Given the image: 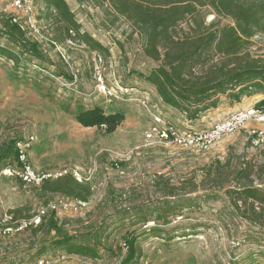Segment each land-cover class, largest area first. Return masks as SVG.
Returning <instances> with one entry per match:
<instances>
[{
	"label": "rangeland",
	"instance_id": "374dc122",
	"mask_svg": "<svg viewBox=\"0 0 264 264\" xmlns=\"http://www.w3.org/2000/svg\"><path fill=\"white\" fill-rule=\"evenodd\" d=\"M64 1L78 32L48 14L42 0H33L37 32L27 37L38 43L40 58L0 35V46L17 56H0V145L32 135L35 170L77 172L80 184L89 186L88 207L55 219L69 235L90 237L97 229L103 234L87 242L94 254L80 255L52 247L53 234L45 229L27 230L0 238V264L40 258L50 264H121L129 234L137 236L132 264H264V203L250 197L264 191V122L245 123L207 152L171 144L170 129L202 132L221 113L187 122L140 77L159 62L144 55L135 26L108 0ZM0 13L24 21L8 0H0ZM212 18L208 14L206 22ZM85 34L99 47L85 44ZM247 51L264 61V33L250 40ZM262 99L261 93L243 97L236 111L256 110ZM221 104L228 109L227 100ZM95 107L124 120L109 134L104 126L76 122L78 112ZM154 124L158 133L146 138ZM57 197L64 196L0 175V218H28ZM163 209L177 213L162 219ZM152 228L159 230L157 237L148 232ZM41 248L46 251L38 256Z\"/></svg>",
	"mask_w": 264,
	"mask_h": 264
},
{
	"label": "trees",
	"instance_id": "16d2710c",
	"mask_svg": "<svg viewBox=\"0 0 264 264\" xmlns=\"http://www.w3.org/2000/svg\"><path fill=\"white\" fill-rule=\"evenodd\" d=\"M42 2L48 14L66 22L67 30L78 32L64 0ZM108 3L117 15L138 29L146 58L159 62L155 69L140 77L155 89L165 105L187 121H196L215 110L222 100L233 105L243 97L264 94V61L251 58L247 51L250 40L264 33V0H108ZM208 14L213 15L210 22H206ZM0 35L23 53L41 57L38 43L3 13H0ZM84 43L94 49L99 47L88 34L84 35ZM0 56L17 61L16 54L6 46H0ZM255 107L264 109V99ZM75 119L83 127L104 126L109 134L124 116L105 115L101 108L95 107L78 112ZM16 141L0 145V169L16 157ZM39 190L82 201H87L90 195L89 186L78 183L71 175L46 181ZM250 197L264 203V191L255 190ZM158 213L166 219L177 211L163 209ZM32 229H45L53 234L49 243L57 250L80 255L94 254L87 242L103 234L97 229L90 237L69 235L52 213ZM148 232L155 237L160 233L154 228ZM123 247L125 256L121 264L134 263L138 256L137 236H125ZM45 251L46 248H41L36 254L41 256Z\"/></svg>",
	"mask_w": 264,
	"mask_h": 264
},
{
	"label": "built area",
	"instance_id": "2783aa9c",
	"mask_svg": "<svg viewBox=\"0 0 264 264\" xmlns=\"http://www.w3.org/2000/svg\"><path fill=\"white\" fill-rule=\"evenodd\" d=\"M9 9L21 13L24 21L15 16H8L11 21L19 26V28L31 34L37 32L36 19L34 13L33 0H8ZM142 105H146L144 101ZM156 123H161L159 118L153 117ZM264 122V109L246 108L239 111L232 112L212 123V125L198 133L176 134L170 129L169 136L171 137L170 143L181 148L194 150L196 153L207 152L224 136L233 134L240 127L249 121ZM157 128L154 126L146 133V138H151L152 135L157 134ZM166 137V134H162ZM167 138V137H166ZM35 141V138L27 136L15 142L16 157L8 163L5 167L0 169V175L7 178L18 180L24 187L40 188L44 182L59 179L67 175L66 171L58 172H40L34 169L30 161L29 152ZM71 177L78 183H81V178L77 172H72ZM87 201L78 199H69L66 197H57L47 203L43 208H39L34 214L28 218L13 220L12 217L4 214L0 218V238L9 237L12 235L20 234L26 230L38 227L42 220L49 214H60L62 212L77 213L88 207ZM33 264H50L46 258H40L34 261Z\"/></svg>",
	"mask_w": 264,
	"mask_h": 264
},
{
	"label": "crops",
	"instance_id": "0c3cea01",
	"mask_svg": "<svg viewBox=\"0 0 264 264\" xmlns=\"http://www.w3.org/2000/svg\"><path fill=\"white\" fill-rule=\"evenodd\" d=\"M238 109H239V108H237V107L235 106V104H233V105H228V109L226 108V105H225V104H224V105L220 104V105L218 106V108H216L215 111L213 110L214 112H208L206 116H202V117H200V119H202V118H206V117H210L211 114H214L215 112L219 111L221 114H218V115H217V118L214 120V121H216V120H218V119L223 118L224 116H226L227 114H229V113H231V112H235V111L238 110ZM223 112H224V113H223ZM200 119H197L196 121H200ZM187 122H190V123H191V121H187Z\"/></svg>",
	"mask_w": 264,
	"mask_h": 264
}]
</instances>
